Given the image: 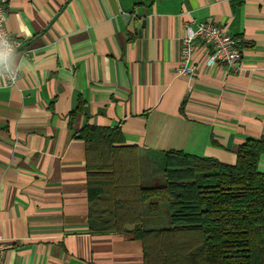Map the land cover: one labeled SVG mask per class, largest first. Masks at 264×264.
<instances>
[{
	"label": "crops",
	"instance_id": "1",
	"mask_svg": "<svg viewBox=\"0 0 264 264\" xmlns=\"http://www.w3.org/2000/svg\"><path fill=\"white\" fill-rule=\"evenodd\" d=\"M7 9L23 47L18 81L0 79L4 263L145 264L131 225L91 230L79 132L119 128L160 186L171 150L236 163L241 144L264 137V0H11ZM209 19L243 39L242 71L209 63L199 46L196 75H179L187 25ZM146 217L160 226V215Z\"/></svg>",
	"mask_w": 264,
	"mask_h": 264
},
{
	"label": "trees",
	"instance_id": "2",
	"mask_svg": "<svg viewBox=\"0 0 264 264\" xmlns=\"http://www.w3.org/2000/svg\"><path fill=\"white\" fill-rule=\"evenodd\" d=\"M78 136L87 146L93 232L131 225L145 264H264V137L241 144L234 164L171 150L166 183L143 187L139 150L119 128L87 125ZM149 214L161 216L159 227L145 225Z\"/></svg>",
	"mask_w": 264,
	"mask_h": 264
},
{
	"label": "built area",
	"instance_id": "3",
	"mask_svg": "<svg viewBox=\"0 0 264 264\" xmlns=\"http://www.w3.org/2000/svg\"><path fill=\"white\" fill-rule=\"evenodd\" d=\"M11 0H0V34L5 36L3 47L11 51L6 64L10 67L3 70L4 83L6 86L14 85L20 76L19 67L13 63V56L22 45V40L12 36L6 26L8 9ZM199 46L205 47L211 52L209 63H223L230 71L239 73L243 69L242 46L243 39L234 35L230 30L222 25L213 22L211 19L200 21L194 27L187 25L186 33L182 38L181 59L177 67V73L182 76L193 78L197 73V64L194 54ZM16 76L13 81L9 79ZM6 248V238L0 233V264L4 263V252Z\"/></svg>",
	"mask_w": 264,
	"mask_h": 264
},
{
	"label": "rangeland",
	"instance_id": "4",
	"mask_svg": "<svg viewBox=\"0 0 264 264\" xmlns=\"http://www.w3.org/2000/svg\"><path fill=\"white\" fill-rule=\"evenodd\" d=\"M150 161L148 159V157H146L145 155L141 158L140 160V167H141V178H142V184L143 185H151V186H160L161 183L159 182V180H157L156 182H148V178L150 177V175H152L151 173V169H150ZM150 217H147L145 225L147 227H149V225L151 224V221L153 219H149Z\"/></svg>",
	"mask_w": 264,
	"mask_h": 264
},
{
	"label": "clouds",
	"instance_id": "5",
	"mask_svg": "<svg viewBox=\"0 0 264 264\" xmlns=\"http://www.w3.org/2000/svg\"><path fill=\"white\" fill-rule=\"evenodd\" d=\"M4 38L5 36L3 34H0V79H5L3 76V70L10 67L6 64V61L9 60L11 51L3 47ZM9 79L14 81L16 79V76H11Z\"/></svg>",
	"mask_w": 264,
	"mask_h": 264
},
{
	"label": "water",
	"instance_id": "6",
	"mask_svg": "<svg viewBox=\"0 0 264 264\" xmlns=\"http://www.w3.org/2000/svg\"><path fill=\"white\" fill-rule=\"evenodd\" d=\"M23 46H20L18 49H21Z\"/></svg>",
	"mask_w": 264,
	"mask_h": 264
}]
</instances>
